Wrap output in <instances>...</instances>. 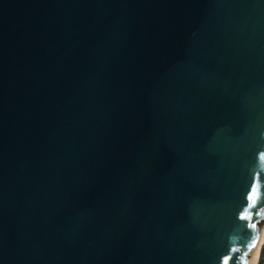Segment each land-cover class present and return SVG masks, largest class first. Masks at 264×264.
I'll return each mask as SVG.
<instances>
[{
  "label": "water",
  "instance_id": "obj_1",
  "mask_svg": "<svg viewBox=\"0 0 264 264\" xmlns=\"http://www.w3.org/2000/svg\"><path fill=\"white\" fill-rule=\"evenodd\" d=\"M264 224V0H0V264H249Z\"/></svg>",
  "mask_w": 264,
  "mask_h": 264
},
{
  "label": "bare ground",
  "instance_id": "obj_2",
  "mask_svg": "<svg viewBox=\"0 0 264 264\" xmlns=\"http://www.w3.org/2000/svg\"><path fill=\"white\" fill-rule=\"evenodd\" d=\"M263 251H264V224L262 227L259 243L256 247V250L254 251L253 255L250 258L249 264H260L263 257Z\"/></svg>",
  "mask_w": 264,
  "mask_h": 264
},
{
  "label": "rangeland",
  "instance_id": "obj_3",
  "mask_svg": "<svg viewBox=\"0 0 264 264\" xmlns=\"http://www.w3.org/2000/svg\"><path fill=\"white\" fill-rule=\"evenodd\" d=\"M260 264H264V251H263V257Z\"/></svg>",
  "mask_w": 264,
  "mask_h": 264
},
{
  "label": "snow or ice",
  "instance_id": "obj_4",
  "mask_svg": "<svg viewBox=\"0 0 264 264\" xmlns=\"http://www.w3.org/2000/svg\"><path fill=\"white\" fill-rule=\"evenodd\" d=\"M225 264H228L227 260H225Z\"/></svg>",
  "mask_w": 264,
  "mask_h": 264
}]
</instances>
